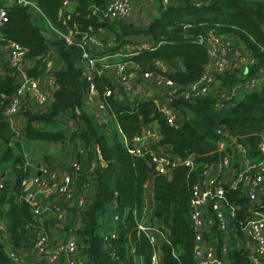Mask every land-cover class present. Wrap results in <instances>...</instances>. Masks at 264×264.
Segmentation results:
<instances>
[{"label":"trees","instance_id":"obj_1","mask_svg":"<svg viewBox=\"0 0 264 264\" xmlns=\"http://www.w3.org/2000/svg\"><path fill=\"white\" fill-rule=\"evenodd\" d=\"M30 1L42 14L32 20L27 7L12 5L2 31L7 42H17L27 49V59L32 62L27 76L35 80L53 78L57 90L47 109L32 112V108H23L21 113L26 118V126L21 131L15 130L6 119L5 111L18 88L15 85L18 72L8 62L0 63L3 69H0V174L6 175L0 180L3 184L0 187V264H21L14 262L5 250L4 229L16 254L19 249L33 246L39 230L44 229L48 234L47 225L36 218L34 207L25 198L23 183L34 175L27 165L25 146L34 141L59 143L75 138L87 143L94 141L96 146L95 153L89 158L90 164L95 163L89 180L97 189L92 203L83 212V225L78 231L80 255L89 259L84 264H135L136 258H140L142 264H152L155 253L153 236L139 230L151 156L149 153L135 155L130 149L134 148L135 138L143 126L154 122L159 125L161 137L155 149L156 146H170L168 154L178 156L181 161L195 157L191 165L181 162L173 167L171 180L165 175H157L155 179L152 226L157 230L156 234L166 237L162 246V264H197L198 231L190 206L193 187L202 178L204 170L218 163L223 155L217 148L218 129L240 136L254 155L261 156L264 86L246 92L238 89L222 107H217L218 99L213 90L192 100L179 97V94L200 82L206 74L210 63L207 45L210 34L239 41L254 60L244 72L239 70L231 77L232 73L228 71L219 76L218 80H223L228 88L241 86L264 68V2L172 0L165 5L164 0H158V18L147 29L137 32L161 45L155 51H142L128 61H134L142 72L157 74L176 84L172 106L181 112H190L192 117L182 120L179 125H171L153 101L135 105L119 102L113 87L108 84L106 73H98L100 62L96 65L95 83L111 113L108 124H103L85 102L89 82L84 53L102 58L107 52L124 51L127 45H131L124 39L132 30L122 22L113 23L102 18L109 0ZM68 2L76 3L72 12L65 9ZM102 28L112 31L118 44L122 43L119 46L123 47H110L95 56L84 47L83 41ZM71 31L69 42L66 37ZM52 47L57 48L64 65L62 70H51L49 53ZM178 60L182 61V68L167 71L161 67V64H173ZM108 91L112 92L110 96H107ZM62 116L78 122L71 134L60 121ZM36 124L42 127H36ZM88 171L87 164L76 175L78 185L87 181ZM10 176L13 177L11 180ZM224 187L228 200L240 205L237 225L246 222L250 203L247 189ZM262 208L264 210V205ZM115 214L120 219L117 224L113 222ZM215 229L222 239L217 224ZM113 233L116 237L112 236ZM132 248L135 254H132ZM223 249L222 244L218 246L221 260L225 258ZM225 259L227 264H249L248 252L243 249L234 250Z\"/></svg>","mask_w":264,"mask_h":264},{"label":"built area","instance_id":"obj_2","mask_svg":"<svg viewBox=\"0 0 264 264\" xmlns=\"http://www.w3.org/2000/svg\"><path fill=\"white\" fill-rule=\"evenodd\" d=\"M22 5L28 9L38 10L37 5L30 0H0V46H3L5 52V59L7 60L9 66L14 69L18 74L22 73L24 75L25 81L24 84L18 86L15 94L12 96L11 102L6 109V116L13 122L14 116L21 114L23 110V100L28 95L33 94L39 89V80L29 78L25 74V62L27 60V50L21 44L17 42H7L6 36L3 33V25L6 21V16L8 9L11 6V3ZM133 2L131 0H109L107 7L105 8L102 18L109 20L113 23H121L126 20H129L133 13ZM72 31L66 37L67 41L71 42ZM208 52L210 56V63L208 70L203 76L202 80L185 91H182L179 94V97H182L186 100H192L198 97H201L207 94L209 91L213 90L217 95L218 104L217 107H222L226 102L230 101L238 89L240 91H251L258 87L264 86V68H261L249 81L237 86L235 88L229 89L225 92H219L216 90L215 84L219 81V76L224 75L230 70L231 65L235 70L244 68V71L248 69L254 63L252 57H249L248 52H238L236 46H234V40L231 38L218 37L213 34L208 36ZM204 42V39L200 40ZM7 42V43H5ZM161 43H154L151 40H145L137 44L136 48L132 50L130 45H127L125 51L121 50L118 56L124 61L117 64L119 79L127 90H130L132 87L133 74L126 71L125 62L131 60L132 58L138 56L142 51H155ZM125 52V53H124ZM245 55L244 58H241L242 55ZM112 55H107L102 58L95 57L93 58L88 52L84 53V59L87 61V73L86 78L89 82V88L85 96L86 104H93L95 95H97V90L95 87V72L96 65L104 61L106 58H112ZM231 71V73H233ZM238 73V72H237ZM153 73H145L144 76L147 78L152 77ZM158 85L169 86L173 88V92L170 96V106H172V101L176 91V84L165 77L158 76ZM220 93V94H219ZM112 94L111 91L107 92V96ZM219 94V95H218ZM38 102L41 105L46 104L45 96L38 97ZM170 106L160 107L159 110L162 112L164 117L168 120L171 125H177L176 120V111ZM103 110L107 107L105 104L101 105ZM103 124H108L111 114H103L98 116ZM220 139L217 142L218 151L221 152L222 161L221 165L223 168L228 169L231 165V157L228 153V148L230 146H235L242 138L240 136H235L230 134L226 129L217 130ZM161 140L159 133L147 132L143 135L140 134L135 138V143L137 148H131L130 152L135 155H144L149 153L151 156V163L155 168V174L165 175L168 170H172L178 163H185L191 165L189 159L178 161L176 158L171 156L168 153H161L158 149H155L154 146ZM134 143V144H135ZM262 160L259 162H254L249 166L248 169L256 170L258 176H264V144L261 145ZM83 164L78 162H73L70 166V171L64 176L61 182H54L55 176L50 174L49 169L46 166H41L39 173L37 175H32L30 179L24 181L23 186L26 191L25 198L31 205L34 207V212L36 218L43 216L44 214L52 215L54 218L61 224L68 222L69 208L65 205L53 202L50 204H45L41 198V191L53 189L63 200L65 204H69L84 212L86 209V201L83 196L78 194V191L82 187L89 186L90 173L95 169V163L88 164V179L85 183L78 185V180H76V175H78L83 170ZM248 170H244L238 173L237 178L230 184L232 190H236L241 187V183L248 180L246 175ZM53 182V183H52ZM252 188L249 190L250 194V203L248 206L249 217L248 220L242 223V230L244 234L250 238L255 243V249L248 253L249 264H261L264 258V210L257 201V188H259L258 178L251 182ZM0 187H3L2 182H0ZM191 206V215L194 221L196 230L201 233L205 225L203 218V211L210 208L214 211L217 224L221 232L226 233L229 230V221L230 219L235 220L237 218V212L240 209V205L231 203L228 200L226 189L223 185L218 184V180L213 176L212 171L209 169L204 170L201 180L194 185L192 190V197L190 201ZM228 208L230 210L229 216H226L224 209ZM119 216L114 217V221H118ZM71 227V230L65 241L58 243L55 247H52L50 244L49 235L44 229L38 231L35 241L33 243L34 250L40 256H43L47 259L50 264H84L83 255H80V246H81V237L78 234V229ZM139 230L149 234L153 229L149 227H144L139 225ZM113 237L116 234H112ZM200 236H198V239ZM132 254H135V249L132 248ZM195 254L198 258L206 257V261H199L197 264H227L226 259H216L214 253H203L200 247L196 246ZM115 255V253H114ZM15 257V255H12ZM118 258V256H116ZM16 261H19L18 257L15 258ZM45 259V260H46ZM137 264V263H135ZM152 264H161L158 253H154L152 256Z\"/></svg>","mask_w":264,"mask_h":264},{"label":"crops","instance_id":"obj_3","mask_svg":"<svg viewBox=\"0 0 264 264\" xmlns=\"http://www.w3.org/2000/svg\"><path fill=\"white\" fill-rule=\"evenodd\" d=\"M259 1L264 2V0H259ZM143 2L144 3H138V0H133L134 8L132 15L128 20V23L125 24V21L122 22L124 25H126V27L129 30H132V33L126 35L124 39L127 42H131L132 50L136 48L137 44L147 40V36L145 34L138 33L137 31H141L144 28L147 29L159 16L158 0H147V1L143 0ZM171 2L172 0H164L165 5H168ZM65 5H66L65 8L66 11L72 12L74 10L76 3L68 2ZM28 14L31 16L32 20H35L37 17L40 16L39 14L42 13L41 11L38 12V10L28 9ZM132 24L133 26L131 27ZM46 36L49 37L48 34ZM83 44L84 47L87 48V50L90 51L95 56L105 53L110 47L116 49L123 47V46L122 47L119 46L122 45V43L118 44L117 37L114 35V33L106 28L100 29L95 35L91 36L88 39H85L83 41ZM235 45L237 47L243 46L239 41L235 42ZM2 47L3 46H0V50L3 49ZM243 48L251 56L250 52L244 46ZM119 52L105 53L104 56L111 54L112 58H106L104 61H101L99 65L100 71L98 72L99 74L103 72L106 73L108 78V84H110L113 87L114 94L116 98L119 100V102H121L124 105L126 104L135 105L146 101H153L158 107V109L160 107L170 106L169 102H170V96L173 92V88L169 86L158 85L157 74H154L150 78L145 77L144 76L145 73H151V72L140 71L141 70L140 67L134 61L125 62L127 68L126 71L130 72V74H133L132 76L133 81L130 90H127L124 87L121 80L119 79V72L117 68V64L123 62V59H121L118 56ZM49 57H50L49 65L50 66L51 64L53 65V67L51 66L52 71L64 69V65L60 61L59 56L57 54V48L55 47L51 48ZM31 66H32V62L29 61V59H27L25 62V74H27ZM161 67L167 71H174L175 68H182L183 64L182 61L178 60L175 61L173 64L170 63L161 64ZM0 69L3 70L1 65H0ZM86 69H87V61H86ZM236 69L238 70V72L239 70L244 72V68L241 69L236 68ZM95 76H96V72H95ZM38 84H39V89L33 94L25 97L23 100V108H32L34 109L32 112H36L37 110L47 109L53 101L54 92L57 90V84L53 78L46 80H39ZM95 87H96V83H95ZM96 94L97 95H95L93 104L88 105L90 111L96 114V116L97 115L101 116L103 114L105 115L107 114V112L111 114L108 107L103 102L101 96L98 94V92ZM40 96H45L46 98L45 105H41L38 102V97ZM103 104H105V106L107 107V111L106 109L103 110L101 108V105ZM176 113H177L176 115L177 125H179L182 122V120H185L188 117H192V114L190 112L184 113L181 111L179 112L176 111ZM6 119L10 122L11 126L18 131L23 130L27 122L24 114L22 113L14 116L13 122H11L7 116ZM60 121L68 129L70 134L76 129V127H78V122H75L74 120L70 119L68 116L60 117ZM36 127H42V125L36 124ZM114 129H117L116 125H114ZM147 132L159 133L160 135L159 125L156 122L144 125L140 134L143 135L144 133ZM260 148L261 145L259 149ZM95 149L96 146L94 141H90L87 143L80 138H75L74 140L71 141L68 140L66 142H59V143L34 141L25 146V153L27 154L26 157H28L27 165H29L32 168L34 172V176L39 173V169L41 166H46L49 169L50 174L52 176H55L54 182H61L64 176L70 171V166L74 161L76 160L80 161L83 163L84 166H87V164L90 163L89 161L90 154L95 153L96 151ZM156 149H158L163 154L170 153L171 151L170 146H163V147L156 146ZM228 153L231 157V165L228 169L223 168V166L220 164L222 161V156L218 163L212 164L209 167V170L212 171L213 176L217 178L218 184L223 186L226 185L230 186V184L236 180L239 172L248 170V173H246V175L248 176V180L242 182L241 186L247 189L248 196L250 199L249 190L250 188H252L251 182H253L258 178L259 188H257V194H258L257 203L263 207L264 176L261 175L259 179L258 172L256 170L248 169L249 166H251V164H253L254 162H259L260 160H262L261 149H260L261 156H256L250 150L249 145H246L244 144L243 141L239 140V142L235 144V146H230L228 148ZM173 157L176 158V160H178L179 162L181 161L178 156H173ZM189 160L192 161V157ZM150 170L151 172L147 175V183L145 185V191H144L143 217L139 225H142L144 227L150 226L153 229V231L147 235L153 236L155 253L156 252L158 253L160 262L162 264L163 263L162 246L166 240V237L161 233L156 234L157 230L152 226L153 215L155 211L154 185H155L156 174H155L154 166L150 168ZM5 177H6L5 174L2 175L0 174V180L4 179ZM172 177H173V171L168 170V172L165 174V178L167 180H171ZM12 178L13 177L10 176V180ZM96 189L97 186L94 183L91 185V187L84 188L83 191L81 189L78 191V194L83 196L84 200L86 201V207H88L89 204L92 203ZM40 194L42 201L45 204L56 202L61 204L62 206L63 205L67 206V208H69V215H70L69 223L71 227L75 226L74 228L78 230L82 227L84 221L83 212H81L72 205L65 204L64 200L53 189L43 190L41 191ZM224 213L226 214V216H229L230 210L228 208H225ZM237 216H238V212H237ZM72 218L76 220V223H74V225L73 222H71ZM203 218L205 225L201 233H199L198 231V236H200V238L197 241V245L200 247L203 253L211 252L214 253L216 259H221L220 257H218L219 254L217 253L218 246L221 244L224 247L222 252L223 258L230 256V254L234 250L243 249L245 252L249 253L250 251H253L255 249V243L250 238H248L242 230L241 227L242 222H240L241 225L240 223H238L239 225H237V218L235 220L230 219L229 230L226 233L221 232L222 239L220 238V235L215 229V226L217 224V219L214 211L211 210L210 208L205 209L203 211ZM38 220L47 225L50 244L52 247H55L58 243L66 240L70 229V227H67L68 226L67 223L61 224L54 218V216L48 214H44L43 216L39 217ZM156 223L159 225L161 224L160 222H156ZM2 228L4 227L2 226ZM3 241L5 242V250L7 254L10 255V252L14 250V246L12 245L11 239L8 237V233L5 229H4ZM17 252L23 255H29V256L31 255L30 258L34 259L32 260L33 264H50V262H48L46 258L40 256L35 252V250L31 248H27V249L22 248L19 249ZM196 259H197V263L199 261L201 262L206 261L205 256L202 258L197 257ZM84 260L87 262L89 261L88 257H84ZM135 262L137 264H142L140 258H136ZM261 264H264V258Z\"/></svg>","mask_w":264,"mask_h":264},{"label":"rangeland","instance_id":"obj_4","mask_svg":"<svg viewBox=\"0 0 264 264\" xmlns=\"http://www.w3.org/2000/svg\"><path fill=\"white\" fill-rule=\"evenodd\" d=\"M132 2H133V0H131ZM145 1H147V0H145ZM138 3H144L143 2V0H138ZM134 4V3H133ZM157 9V8H156ZM131 47H132V45H130ZM234 46H236V45H234ZM237 51L238 52H240V53H242V52H247L243 47H239L238 46V48H237ZM5 52H4V50L3 49H1L0 50V63L1 64H5V62H7L6 61V59H5ZM245 57V55L243 54L242 56H241V58H244ZM249 57H251L250 55H249ZM233 70H234V68L231 66L230 67V70L229 71H232L233 72ZM215 87H216V90L217 91H219V92H225V91H227V90H229L230 88H228V85H226L225 83H224V81L223 80H219L216 84H215ZM230 87V86H229ZM220 94V93H219ZM218 94V95H219ZM217 96V95H216ZM264 144V141H263V143L261 144V145H263ZM74 162H78L77 160L76 161H74ZM93 183L90 181L89 182V186L88 187H91V185H92ZM88 187H82L81 188V190L83 191V189L84 188H88ZM117 214H115L114 215V217L116 216ZM119 216V215H118ZM69 218H70V216L68 217V222H69ZM120 221V219L118 220V221H114V218H113V222L115 223V224H117L118 222ZM71 222H73V225H74V223H76V220L75 219H73L72 218V220H71ZM113 234H115V233H113ZM116 237V236H115ZM4 244H5V242H4ZM31 249H33L34 250V247L32 246L31 247ZM36 252V251H35ZM37 253V252H36ZM12 255H15V257H12ZM16 257H18L19 259H21V260H19V261H16ZM31 257V255L29 256V255H23V254H20V253H18V254H16V252H15V250H12L11 252H10V258L14 261V262H16V263H21V264H33V261L32 260H34V259H32V258H30Z\"/></svg>","mask_w":264,"mask_h":264},{"label":"water","instance_id":"obj_5","mask_svg":"<svg viewBox=\"0 0 264 264\" xmlns=\"http://www.w3.org/2000/svg\"><path fill=\"white\" fill-rule=\"evenodd\" d=\"M12 5H14V2L11 3V6H12ZM126 23H128V20L125 21V24H126ZM132 26H133V24L131 25V27H132ZM234 45H235V42H234ZM207 72H210V70H208ZM237 72H238V70H235V72H233V73L231 74V77L235 76V75L237 74ZM24 81H25L24 75H23L22 73H20V74H18V76H17V80H16V82H15V85H16V86H21V85L24 84ZM134 148H137V144H136V143L134 144ZM194 159H195V157H192V160H194ZM149 167H150V168L153 167L152 163H149ZM31 247H32V246H31Z\"/></svg>","mask_w":264,"mask_h":264}]
</instances>
